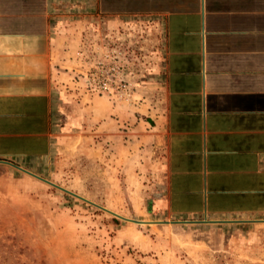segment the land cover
Wrapping results in <instances>:
<instances>
[{
  "label": "crops",
  "instance_id": "obj_1",
  "mask_svg": "<svg viewBox=\"0 0 264 264\" xmlns=\"http://www.w3.org/2000/svg\"><path fill=\"white\" fill-rule=\"evenodd\" d=\"M84 20L162 35L164 213L264 225V0H0V162L52 155L55 65Z\"/></svg>",
  "mask_w": 264,
  "mask_h": 264
},
{
  "label": "rangeland",
  "instance_id": "obj_2",
  "mask_svg": "<svg viewBox=\"0 0 264 264\" xmlns=\"http://www.w3.org/2000/svg\"><path fill=\"white\" fill-rule=\"evenodd\" d=\"M97 28L56 62L52 155L18 167L126 220L0 164V264H264V225L164 213L162 35Z\"/></svg>",
  "mask_w": 264,
  "mask_h": 264
},
{
  "label": "water",
  "instance_id": "obj_3",
  "mask_svg": "<svg viewBox=\"0 0 264 264\" xmlns=\"http://www.w3.org/2000/svg\"><path fill=\"white\" fill-rule=\"evenodd\" d=\"M0 163H3V164H6V165H9V166H11V167H13V168H15V169H17V170H20V171H22V172H24V173H27V174H29V175H31V176H33V177L39 179L40 181H43L44 183H46V184H48V185H50V186H52V187H54V188H56V189L62 191L63 193H66V194H68V195H70V196H72V197H74V198H76V199H79V200H81V201H83V202H86V203H88V204H90V205H92V206H94V207H97V208H99V209H102V210L106 211L107 213H109V214H111V215H113V216H115V217H117V218L123 219V218H121L120 216H118V215H116V214H114V213H112V212H110V211H108V210H105V209H103V208H101V207L95 205L94 203H91V202L87 201L86 199H84V198H82V197H80V196H78V195H76V194H74V193H72V192H70V191H68V190H66V189H63V188H61V187H59V186H57V185H55V184H53V183H51V182H49V181H46V180H44V179H42V178H39V177H37V176H35V175H33V174H31V173H29V172H27V171H25V170L19 168V167L15 166V165H13V164H11V163H7V162H0ZM123 220H126V219H123ZM128 221H130V220H128ZM132 222L137 223V224L139 223V222H136V221H132ZM238 222H242V221H228V222H226V221H219V222H207V221H179V222H174V223H183V224H200V223L224 224V223H238Z\"/></svg>",
  "mask_w": 264,
  "mask_h": 264
},
{
  "label": "bare ground",
  "instance_id": "obj_4",
  "mask_svg": "<svg viewBox=\"0 0 264 264\" xmlns=\"http://www.w3.org/2000/svg\"><path fill=\"white\" fill-rule=\"evenodd\" d=\"M137 222V221H136Z\"/></svg>",
  "mask_w": 264,
  "mask_h": 264
}]
</instances>
